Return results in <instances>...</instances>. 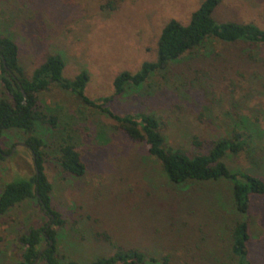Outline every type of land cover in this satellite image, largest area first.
I'll list each match as a JSON object with an SVG mask.
<instances>
[{
    "label": "rangeland",
    "instance_id": "rangeland-1",
    "mask_svg": "<svg viewBox=\"0 0 264 264\" xmlns=\"http://www.w3.org/2000/svg\"><path fill=\"white\" fill-rule=\"evenodd\" d=\"M200 2L0 0V33L17 46L25 77L48 54H58L63 77L87 72L83 94L95 100L113 92L112 79L120 71L134 73L142 62L154 61L164 23L172 18L186 24ZM212 15L217 22L263 28L264 0H220ZM36 95L39 109L56 118L53 127L38 123L33 134L43 142L51 208L63 220L53 227L58 258L86 262L110 256L116 248H137L159 264H234L228 235L234 215L226 211L225 181L172 185L142 143L75 94L50 84ZM0 98H7L1 84ZM107 106L118 114L154 115L165 145L187 154L205 153L209 141L240 132L246 144L223 162L264 181L263 45L208 39ZM66 135L84 163L80 177L64 173L56 162L59 138ZM25 137L15 129L0 135V148L10 149L0 159V190L5 182L33 174ZM47 220L34 198L0 215V264L18 260L17 237ZM246 220L249 264H264V195L250 196Z\"/></svg>",
    "mask_w": 264,
    "mask_h": 264
},
{
    "label": "trees",
    "instance_id": "trees-1",
    "mask_svg": "<svg viewBox=\"0 0 264 264\" xmlns=\"http://www.w3.org/2000/svg\"><path fill=\"white\" fill-rule=\"evenodd\" d=\"M220 0H201L190 13L188 22L181 24L175 19L167 20L162 26L157 40L154 61L142 62L139 69L130 73L120 71L112 79L113 92L95 100L83 94L88 75L80 70L73 78L61 74L63 61L58 54H48L27 78L18 63L17 46L12 39L0 33V84L7 98H0V135L7 129H15L26 134L23 140L31 151L34 164L33 174L26 179L5 182L0 190V215L14 204L34 198L41 212L48 214V220L39 227H28L17 237L22 247L20 258L11 264H159L154 256L137 248H116L106 257L79 262L62 260L56 253L54 226L63 223L59 214L50 205V183L42 170L43 142L33 133L38 123L54 126L55 116L46 115L39 109L37 92L46 90L50 84L75 94L79 101L113 121V127L122 131L130 140L142 143L146 154L159 167L165 180L176 186L192 182L225 181L228 185L227 210L234 215L228 227L229 253L234 264H249L247 241L249 239L246 220L251 195H264V181L246 171L229 169L223 162L228 153L240 151L246 144V135L235 132L231 137H219L209 141L205 153L187 154L165 145L159 130L158 120L149 113H113L107 102L126 88H138L153 73L164 72L168 65L177 61L185 52L201 45L208 39L223 43H244L264 46V27L252 22L221 21L213 18V10ZM22 92L25 97L22 96ZM193 145L199 146L197 140ZM10 149L0 148V159ZM56 162L62 171L73 177H80L85 171L80 154L75 150L70 137L60 136L56 148ZM225 206V205H224ZM243 215V216H242ZM243 217V218H241ZM163 263L166 257L161 258Z\"/></svg>",
    "mask_w": 264,
    "mask_h": 264
},
{
    "label": "water",
    "instance_id": "water-1",
    "mask_svg": "<svg viewBox=\"0 0 264 264\" xmlns=\"http://www.w3.org/2000/svg\"><path fill=\"white\" fill-rule=\"evenodd\" d=\"M22 96L25 97V94L22 92ZM36 260H34L33 264L35 263Z\"/></svg>",
    "mask_w": 264,
    "mask_h": 264
}]
</instances>
